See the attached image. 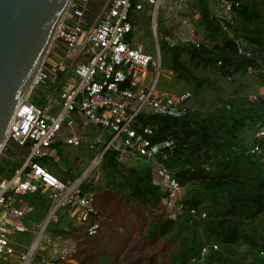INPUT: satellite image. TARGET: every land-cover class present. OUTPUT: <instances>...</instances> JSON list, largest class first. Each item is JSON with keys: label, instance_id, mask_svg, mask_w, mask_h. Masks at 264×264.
<instances>
[{"label": "trees", "instance_id": "1", "mask_svg": "<svg viewBox=\"0 0 264 264\" xmlns=\"http://www.w3.org/2000/svg\"><path fill=\"white\" fill-rule=\"evenodd\" d=\"M232 1L238 4L223 13L214 0H184L182 16L190 20L197 43L178 40L169 44L165 36L172 32L167 30L157 36L161 70L175 83L173 93L188 91L190 97L220 94L225 90L220 80L237 87L212 108L190 107L181 117L139 113L134 124H152V142L174 139L173 149H166L165 157L158 154L157 159L182 186L183 210L172 217V210L163 205L165 192L153 183L150 161L108 148L80 185L82 192L95 193L99 233L88 236L83 226L66 220L61 211L46 227L53 236L86 243L85 259L76 255L78 264L91 262V256L86 260L91 250L99 253L94 255L98 264H264V155L251 152L256 143L264 144L255 136L264 125V0ZM137 4L138 0H133L128 38L147 52L135 29L145 24L152 40L150 7L145 4L144 9H137ZM250 79L251 98L250 93L236 89L248 87ZM166 82L161 76L158 87L169 89ZM33 91L30 101L42 106L44 88L38 85ZM60 146L54 143L51 156L39 159L56 176L59 170L52 154L59 153ZM19 165L18 159L0 157L4 176H10ZM75 170L66 167L71 180L82 173ZM17 197L33 206L26 219L30 216L34 224L42 221L50 207L46 195L38 192ZM108 219L119 224L111 238L101 231ZM100 234L114 240V245L102 249ZM205 245L209 248L201 255Z\"/></svg>", "mask_w": 264, "mask_h": 264}, {"label": "built area", "instance_id": "2", "mask_svg": "<svg viewBox=\"0 0 264 264\" xmlns=\"http://www.w3.org/2000/svg\"><path fill=\"white\" fill-rule=\"evenodd\" d=\"M160 1L144 0L150 7V22L153 19L155 24ZM214 1L223 13L238 4L232 0ZM183 2L174 0L173 3H181L183 7ZM132 7L133 0H69L54 30L50 50L31 82L30 91L38 85L44 88L45 102L42 106L33 104L29 93L19 101L9 122L5 144L12 142L24 153L19 158L20 165L10 176L0 173V261L8 264H78L77 242L46 232L48 222L56 219L59 211L65 213L66 220L83 226L88 236H95L100 231L95 193L82 192L80 187L86 176L62 181L40 164L39 159L51 156L54 143L85 144L96 152L92 168L98 166L110 147L122 154L145 158L153 165V183L165 192L163 205L172 210V217L175 211L183 210L182 186L157 159L158 154L165 157L164 151L173 149L174 139L152 142L150 136L154 126L134 124L139 113L185 115L190 93H171L158 87L160 50L154 57L141 44L128 38L132 29ZM136 8L142 7L138 3ZM182 23L186 31L179 32L177 37L173 33L165 36L167 42L174 44L176 38L197 43L190 20L183 17ZM56 44L65 51L62 61L53 58V55H59L54 50ZM95 127L100 130L96 131ZM104 129L111 132L107 140H104ZM255 136L264 140V125L258 128ZM251 152L264 155V144L256 143ZM38 192L49 198L50 207L48 217L45 216L32 230L23 219L32 213L33 206L15 202L17 195ZM190 211L195 213L194 209ZM14 232H33V241L27 249L19 250L12 244ZM212 247L216 249L217 245ZM208 248L203 246L201 255ZM45 251L47 253L43 254Z\"/></svg>", "mask_w": 264, "mask_h": 264}, {"label": "water", "instance_id": "3", "mask_svg": "<svg viewBox=\"0 0 264 264\" xmlns=\"http://www.w3.org/2000/svg\"><path fill=\"white\" fill-rule=\"evenodd\" d=\"M68 2L0 0V152L6 143L12 115L19 101L30 93L29 89L24 96ZM150 28L158 45L153 19ZM86 172L79 177L86 176Z\"/></svg>", "mask_w": 264, "mask_h": 264}, {"label": "rangeland", "instance_id": "4", "mask_svg": "<svg viewBox=\"0 0 264 264\" xmlns=\"http://www.w3.org/2000/svg\"><path fill=\"white\" fill-rule=\"evenodd\" d=\"M174 0H161L157 9H156V28H157V33H161L163 30H167L173 33V35L179 36V32L182 33L183 31H186L184 29L183 23H182V18L184 16H182V9L184 7H182V4L177 3L176 5L173 3ZM138 3L141 5V9H144L145 6V2L144 0H138ZM144 14V13H143ZM151 24V22H150ZM150 28V25H149ZM151 30V28H150ZM146 25L143 24L141 28L136 27L135 32H136V37L138 36H142V44L144 46H146L148 48V53L151 54L152 56L156 57L157 56V52H158V47L154 41V38L152 36V40H150L147 37L146 34ZM194 32V31H193ZM179 39L174 38V41L177 43ZM52 39L50 41V44L46 50L45 55L49 52L50 50V46ZM54 50L57 52V54L59 55H53V58H55L58 61H62L63 58L62 56H65V51L63 48H61L59 46V44H56L54 47ZM44 55V57H45ZM51 55V53L49 54ZM161 57V56H160ZM72 71H69V74ZM161 76H164L165 79H167V86H169V89H165V91L171 92L173 93V89L176 87L175 83H172L173 80L170 79V77L168 76V74H165L162 70L159 73V78ZM170 80V82H169ZM250 85L248 87H244L243 89H239L236 88L238 90V93H242V94H248L250 93L251 89L253 88L252 80L250 79ZM159 82V79H158ZM219 84L224 87V91H222L220 94H213L212 92H207L204 96H191L187 102L188 108L193 107V108H199V109H208V108H212L213 106L218 104V101L220 100V98L224 97L229 91H231L234 87H237L236 85H232L229 86L225 81L220 80ZM173 87V88H172ZM168 88V87H167ZM34 90V88H33ZM33 90L30 91V95L34 92ZM36 92H34L33 94H35ZM39 93V92H38ZM44 96V95H43ZM253 95L250 93L249 94V98H251ZM96 131H99L100 128L99 127H95ZM104 140H107L108 138H110L111 136V132L109 131V129H104ZM11 143H7L4 145V147L2 148V151L0 152V157H6L10 159V154H9V149H10ZM58 152H53L52 154V158L53 160H55L56 162L54 163V166L59 170V174L57 175L58 178L60 180H62L61 178H64L65 181H71V178L69 176V174L66 173V167L67 166H71L72 169H74V171H76L75 169H80L82 170L83 174L84 172H86V176H90L92 174V172L94 171L95 168H90L91 164H92V160L94 158L95 155V151L92 149H89L88 146H86L85 144H81L80 146H69V145H62L59 148V153ZM44 166V165H43ZM45 167V166H44ZM63 181V180H62ZM19 202H23V199H19L18 197H16V203ZM100 202V196L97 195L96 198V203L97 205H99ZM103 206V205H102ZM47 214V213H46ZM46 216V215H45ZM45 218V217H44ZM121 218V217H120ZM115 218L116 220L121 221V219ZM30 219V216L29 218ZM44 220V219H43ZM42 220V221H43ZM106 219L104 218V221ZM108 219L107 222L104 224L103 223V228H102V233H104V231H106L109 234L108 236H105L103 234V236H101L102 234H100L98 237L99 242H100V246L102 249L108 248V247H112L114 245V240H109L108 238H111V234H117L116 231V226H119V224L117 223V221ZM131 220V219H130ZM129 220V221H130ZM40 221L39 223H37L38 225L42 222ZM128 221V222H129ZM132 221V220H131ZM103 222V219H102ZM121 223V222H120ZM127 222H125L124 224L126 225ZM37 224H31L29 223L28 225L31 226L30 228H32V230H35L37 227ZM34 238V234L33 232H14L11 236V239L13 241V245H15L16 248H18L19 250H25L27 249L30 244L32 243ZM86 246L85 242H78L77 243V256L79 255L80 259H85V249L84 247ZM84 249V250H83ZM47 252H43V254H46ZM98 253V252H97ZM95 253V250H91L88 253L89 258L90 256L91 258V262H86L87 264H98L95 260H94V255L97 254ZM87 254V253H86ZM99 254V253H98ZM100 255H103V253H100ZM99 255V258H100ZM97 256V255H96ZM98 257V256H97ZM101 259V258H100ZM0 264H8L7 262H3L0 261Z\"/></svg>", "mask_w": 264, "mask_h": 264}, {"label": "crops", "instance_id": "5", "mask_svg": "<svg viewBox=\"0 0 264 264\" xmlns=\"http://www.w3.org/2000/svg\"><path fill=\"white\" fill-rule=\"evenodd\" d=\"M16 150H18V147H16V145L14 144L13 145V143L11 144V146H10V149H9V154H10V159H18L19 160V158H21L22 157V155H23V153H24V151L22 150V149H20V152L18 151H16ZM124 155H128V156H130L131 154H129V153H124ZM44 219V218H43ZM42 219V220H43ZM32 221V218H30V219H23V222L24 223H26V224H29V223H31V224H34V223H32L31 222ZM37 226V225H36Z\"/></svg>", "mask_w": 264, "mask_h": 264}, {"label": "bare ground", "instance_id": "6", "mask_svg": "<svg viewBox=\"0 0 264 264\" xmlns=\"http://www.w3.org/2000/svg\"><path fill=\"white\" fill-rule=\"evenodd\" d=\"M30 88H31V86H30ZM30 88L28 87V89L26 90L24 96L27 95V93L29 92V89H30Z\"/></svg>", "mask_w": 264, "mask_h": 264}]
</instances>
